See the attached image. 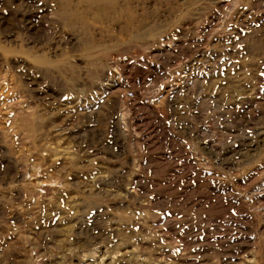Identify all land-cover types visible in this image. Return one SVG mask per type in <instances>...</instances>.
Wrapping results in <instances>:
<instances>
[{
	"label": "rangeland",
	"instance_id": "1",
	"mask_svg": "<svg viewBox=\"0 0 264 264\" xmlns=\"http://www.w3.org/2000/svg\"><path fill=\"white\" fill-rule=\"evenodd\" d=\"M0 264H264V0H0Z\"/></svg>",
	"mask_w": 264,
	"mask_h": 264
}]
</instances>
